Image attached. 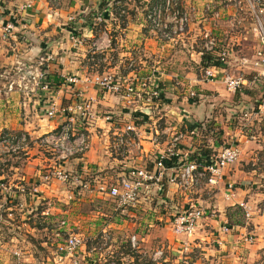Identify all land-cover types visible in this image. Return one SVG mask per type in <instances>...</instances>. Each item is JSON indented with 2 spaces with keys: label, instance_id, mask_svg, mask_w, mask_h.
<instances>
[{
  "label": "crops",
  "instance_id": "crops-1",
  "mask_svg": "<svg viewBox=\"0 0 264 264\" xmlns=\"http://www.w3.org/2000/svg\"><path fill=\"white\" fill-rule=\"evenodd\" d=\"M28 1L33 6L22 14L24 18H20L21 22L16 24L14 34L4 38V24L13 22L16 7ZM184 1L187 8L196 7L199 13L185 34L165 42L151 37L143 22H140L139 9H131V12L122 16L111 7L101 8V0H0V135L28 132L37 139L62 123V119H49L45 115L51 95L43 90L42 85L31 82V78L28 82L21 81L24 74L29 77L28 72L37 67L41 57H51L47 70L49 80L57 87L53 93L55 100L60 105H68L74 102L72 91H82L90 100L94 114L89 129L91 149L84 157L67 162V170L72 173H90L92 178L108 183L132 167L155 170L156 158L169 149L173 137L178 134H184L178 146L179 158L188 155L191 158L203 151L210 155L235 143L241 150L240 159L223 172V179L217 185L211 186L201 181L182 192L165 178L162 182L163 193L155 200L159 204L163 201L169 203L173 216L189 205L202 207L205 216L193 237L201 240V243L214 242L221 248V253L229 255L228 262L223 257L225 264L243 261V253L248 256V251L259 259L264 254L261 251L264 250V239L261 238L262 242L258 240L255 244L257 239L250 243L246 238L253 231L259 236V230L264 237V203H259L261 195L257 194L264 188L263 181L257 177L264 176V167L259 173L260 169L248 166L249 162L254 161L255 150L260 144L264 145V141L247 137L241 131L242 123L229 121L228 115L225 117L223 113L238 112L242 115L248 110L253 112L263 86L261 82L252 80L253 73L246 71L249 84L243 90L231 93L221 80L223 71L219 68L215 71L220 77L213 82L204 81L201 74L202 34L212 30L225 44L229 40L231 43H241L244 47L250 48L252 44L255 47L252 35L245 36L243 28L231 31L232 23L238 21H242L244 27L249 29L252 19L248 14L237 11L233 5H222L223 0ZM210 1L222 12V19L217 24L202 14ZM99 14L105 17L108 25L96 27L93 17ZM130 17L136 21L131 22ZM72 36L79 37L82 44L76 46ZM106 37L110 44L105 51L108 61L96 70L90 62L92 45ZM102 41L108 45L106 40ZM132 60L135 69L129 71L128 64ZM232 66L237 68L240 64L234 60ZM96 72L111 74L115 81H143L148 78L160 85L162 99L153 103L134 101L131 108L125 98L106 92L95 84ZM68 77L78 79L73 90L62 87ZM258 108L264 107L258 105ZM142 110L148 114L146 117L135 116L136 111ZM131 122L139 130L135 145L130 152L117 153L112 147L115 127L121 128ZM193 130H196L194 135L191 134ZM214 133L217 134L211 136ZM34 151L36 155L31 153L24 169L19 167L18 162L11 168L12 180L16 182L11 186L15 190L21 188L15 197L19 201L17 206L34 209L40 205L47 206L50 201L64 202L66 205L70 201H87V198L92 202V198L108 199L96 192L73 188L71 184L47 182L45 177L47 168L51 166V163L48 164L50 160L39 150ZM3 178L0 175V180ZM230 184L234 185L232 191L228 188ZM230 193L231 197L227 198ZM11 198L9 195H6V199L0 197V221L5 219L3 212H9L10 216V211L17 208L10 205ZM235 207L244 210V219L231 220L236 224L230 228L227 225V213ZM248 226H254L255 230L248 232ZM225 227L230 230L224 231Z\"/></svg>",
  "mask_w": 264,
  "mask_h": 264
},
{
  "label": "built area",
  "instance_id": "built-area-1",
  "mask_svg": "<svg viewBox=\"0 0 264 264\" xmlns=\"http://www.w3.org/2000/svg\"><path fill=\"white\" fill-rule=\"evenodd\" d=\"M175 1L167 0L165 9H163L162 5L155 6L146 18L151 24L152 30L156 31L167 42L173 41L185 34L193 23L195 15L199 13L197 8L193 6L186 8L185 12L181 9H174V6L177 5ZM221 4L233 5L237 11L250 16L252 23L249 29L244 27L242 21H238L237 23H232L231 31L243 28L245 36L248 37L251 34L255 40V49L252 51V56L240 55L241 57L238 60L239 54L234 53L233 48L235 46H242L241 43H231L228 40L226 45L221 46L223 41L219 35L212 32V30L205 31L201 38L202 54L203 52L216 54L220 61V66L201 68L203 80L213 82L221 76V80L227 90L231 93H237L249 84L250 81L246 78V71H250L254 74L252 80L261 82L263 86L261 97L264 100V0H223ZM32 6L31 1H28L16 7L15 20L13 22L8 21L3 26L4 38H9L14 34L16 24L21 22L20 18H24L22 14L27 12ZM172 9H174L172 19L164 21L162 19L163 12ZM120 14L124 16L127 14V11L123 10ZM202 14L205 18H210L214 24H217V21L222 19L221 10L216 9L214 2L211 1L205 5ZM93 21L97 25L98 22H105V17L101 14L95 15ZM102 40H106L108 45L104 44ZM102 40L100 39L94 43L91 49L90 62H92L96 70H99L108 61L105 51L110 47L109 40L107 37L102 38ZM245 40L248 41L246 38ZM72 41L76 46L82 44L79 37L72 36ZM51 60V57H41L37 67L35 69L31 68V71L28 72L29 77L24 74L21 81L28 82L31 78V82L38 84V86L42 85L43 90L51 95L45 115L49 119H62V123L35 141L43 149L58 154V160L63 165L72 158L84 157L90 151L91 140L89 129L90 124L93 123L94 114L90 100L85 97L82 91H72L74 102L71 104L60 105L55 100L53 93L57 87L49 80V72L47 70ZM234 60L238 61L240 67L234 68L232 66V61ZM216 68L223 71L222 75L219 76L216 73ZM134 69L135 62L132 60L128 64V70ZM77 83L78 79L76 77H68L65 79L62 87H70L69 89L73 90V86L77 85ZM95 84L106 92H111L125 98L131 108H133L134 101L145 103L159 102L163 94L160 85L152 82V80L149 81L148 78L143 81H136V79L133 81H122L121 79L115 81L114 76L111 74L96 72ZM12 89L13 87L10 88V90ZM135 113L137 114L135 116L142 118L148 115L143 110L142 112L136 111ZM107 120L111 121L112 119L107 118ZM196 130H193L191 134H196ZM138 131V127L134 122L125 124L121 128L115 127L113 135L115 140L112 143L113 149L120 154L130 152L139 135ZM183 138L184 134H178L173 137L169 149L156 158L155 170L132 167L126 169L123 173L112 179L111 182L104 183L98 178H92L90 173L78 175L62 166L58 167L51 174H47L45 180L47 182L57 180L66 184L70 183L75 188H81L85 192H96L104 195L111 200L113 199L122 212H126L129 207L135 206L140 201L143 194L155 191L161 195L164 190L162 182L165 181V178H167L169 184L176 186L182 192L188 191L201 181L215 186L222 181L223 172L235 165L240 159L241 150L235 143L225 146L220 151L213 152L207 159L204 158L202 161H193L188 157L189 155L179 158L178 146ZM30 141L31 136L28 133L1 134L0 151L14 156L19 155L21 151L27 149L26 146ZM168 160L172 161L174 165L167 167L165 161ZM3 186L4 184L2 183L0 188ZM228 188L232 191L234 185L230 184ZM20 189L18 188L16 191H13L9 187L8 195L15 197V192L20 191ZM231 195L232 193L228 194L227 198H230ZM204 216L205 211L202 207L189 205L188 208H183L175 214L172 222L173 230L177 235L186 236L190 239L197 231L199 223ZM229 230L227 227L224 228L226 232ZM246 241L252 243L254 239L247 237ZM131 244L133 247L135 246V238L132 239ZM80 245L81 241L78 238H71L64 248L61 247V250L75 251Z\"/></svg>",
  "mask_w": 264,
  "mask_h": 264
},
{
  "label": "rangeland",
  "instance_id": "rangeland-1",
  "mask_svg": "<svg viewBox=\"0 0 264 264\" xmlns=\"http://www.w3.org/2000/svg\"><path fill=\"white\" fill-rule=\"evenodd\" d=\"M175 2L177 5L174 6V9H181L184 12L187 10L186 1L176 0ZM107 3L119 14L123 10L131 12V9H135V11L139 9L140 22H143L151 37L163 40L156 31L152 30L151 24L146 18L157 5H162L165 9L167 0H110ZM174 9L163 12L162 19L164 21L171 20ZM130 19L131 22L136 21L133 17ZM105 25L108 24L98 22L96 27ZM224 26L222 23V29ZM223 37L225 38V35ZM223 43H225L224 40ZM254 49L253 44L250 48L242 49L237 46L233 48L234 53H241L243 56H252ZM258 95V105L264 107L260 91ZM258 105L256 103L253 112L248 110L249 112L242 115L238 112L228 111L223 114L225 117L228 115L229 121L237 123L240 121L242 123L241 131L247 137H256L257 141H264V108L260 109ZM35 140L31 137L30 143L28 142L26 146L27 149L21 151L19 155L14 156L0 151V175L4 176L0 180V186L2 183L4 184L0 188L1 199H6L9 187L16 191L11 186L16 183L15 180H12V166L18 162L19 167L24 169L26 160L29 159L31 153L36 155L37 152L34 149L42 152L50 160L48 164L51 163V166L47 168V174H51L58 167L63 166L67 169L68 161L62 165V162L58 160V154L43 149ZM262 144L255 150L254 161L249 162L248 166L260 169L259 173L264 167V145ZM257 177L264 183V176ZM53 181L57 180L48 182ZM57 182L66 185L63 182ZM73 188L75 187L73 186ZM257 194L261 195L259 203H264L262 197L264 188L261 189V192L257 191ZM15 195L19 194L15 192ZM159 196L160 194L155 191L143 194L140 201L135 206L129 207L126 212H122L118 204L109 198H99L100 200L92 198L93 202L87 198V201L79 203L70 201L66 205L63 204L64 202L50 201L47 206L40 205L34 209H26L17 206V198L12 197L11 204H8L13 207L17 206V208L10 211V216L9 212H3L5 219L0 221V264H225L223 261L224 259L227 261L229 255L225 252L221 253V248L217 247L214 242L201 243V240H195L194 235L189 239L175 233L172 226L174 213L171 205L163 200L159 204L158 200H155V197ZM156 207L157 209H155ZM42 208L45 209V215L42 214ZM236 212L235 209L228 211L227 214H232V219L235 221H242L244 210L238 214ZM229 219L227 225L231 228L236 223L231 222L230 216ZM247 229L248 232H251V229L255 230V227L248 226ZM75 237L81 241V245L75 251H62L61 247L64 248L69 239ZM247 237L257 239L256 242L253 241L255 244L258 240L262 242L264 239L261 236V230H259V236L253 231ZM133 238H135L134 247L131 244ZM129 243L132 252L128 247ZM243 259V261L238 260L237 264H264V254L257 259L248 251V256L243 253Z\"/></svg>",
  "mask_w": 264,
  "mask_h": 264
},
{
  "label": "trees",
  "instance_id": "trees-1",
  "mask_svg": "<svg viewBox=\"0 0 264 264\" xmlns=\"http://www.w3.org/2000/svg\"><path fill=\"white\" fill-rule=\"evenodd\" d=\"M109 0H102V4L100 5L101 8H104V9H108L109 8V5L108 3ZM222 45H226L225 43H222ZM237 48H248V47H244L243 45L242 46H238ZM239 55H243L241 53H238ZM220 66V61L218 60V57L216 54H211V53H205L203 52V56H202V66L201 68H205V67H219ZM209 154L208 152H204L203 153H195L192 157H191V160L193 161H202L204 158H208ZM174 161L176 162V160L174 159ZM165 165L167 167H171L174 165V163L170 160L168 161H165ZM237 210V214L240 213V211H242V209L240 207H235V208H232V209H229L228 211L230 212L231 210ZM231 218L232 219V214H228V218ZM230 220V219H229ZM128 247H130V252L131 251V244L129 243L128 244ZM88 251H90V249H88Z\"/></svg>",
  "mask_w": 264,
  "mask_h": 264
}]
</instances>
